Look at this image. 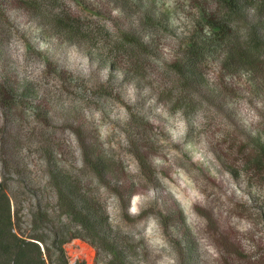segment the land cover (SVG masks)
I'll return each instance as SVG.
<instances>
[{"label":"rangeland","instance_id":"rangeland-1","mask_svg":"<svg viewBox=\"0 0 264 264\" xmlns=\"http://www.w3.org/2000/svg\"><path fill=\"white\" fill-rule=\"evenodd\" d=\"M215 7L0 0V183L20 235L38 227L52 245L78 229L52 181L61 171L108 217L107 244L70 240L69 264H264V164H247L264 139V65L213 49L198 91L177 69ZM59 12L76 18L70 31Z\"/></svg>","mask_w":264,"mask_h":264},{"label":"trees","instance_id":"trees-1","mask_svg":"<svg viewBox=\"0 0 264 264\" xmlns=\"http://www.w3.org/2000/svg\"><path fill=\"white\" fill-rule=\"evenodd\" d=\"M213 1L216 3V9L201 12L202 18L198 22L200 28L195 25L198 35L191 36L186 46L184 66L177 67L187 84L191 80L199 86L195 91L200 89L199 76H196L195 69L213 49L216 51L230 45L224 55V62L234 60L237 65L250 72L258 71L264 65L263 62L260 64V60L264 58V0ZM58 19L68 32L76 18L66 12H59ZM78 138L86 165L100 181L105 174L103 162L99 159L91 160V148ZM256 140L259 149L247 155V164L259 166L264 164V139L258 137ZM52 181L61 206L67 207L69 213L75 215L78 229L62 236L54 232L52 245L36 233L40 229L38 227L35 228V235H20L15 228L10 198L4 185L0 183V264H69L64 246L70 240H90L93 245L106 243V213L90 205L89 201L75 190L70 177L63 172L53 173ZM66 225L63 224V227L68 228ZM109 264L125 262L118 255H114Z\"/></svg>","mask_w":264,"mask_h":264}]
</instances>
